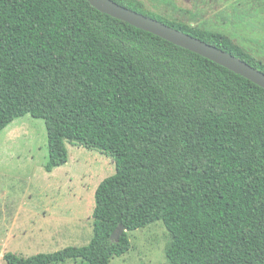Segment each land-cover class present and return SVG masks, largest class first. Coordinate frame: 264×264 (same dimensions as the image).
<instances>
[{
  "label": "trees",
  "instance_id": "16d2710c",
  "mask_svg": "<svg viewBox=\"0 0 264 264\" xmlns=\"http://www.w3.org/2000/svg\"><path fill=\"white\" fill-rule=\"evenodd\" d=\"M113 1L264 72L224 32ZM26 114L45 120L46 170L67 162L69 142L116 172L95 191L86 246L8 252L7 264H110L131 249L129 231L156 221L169 264H264L263 87L87 0H0V132Z\"/></svg>",
  "mask_w": 264,
  "mask_h": 264
},
{
  "label": "rangeland",
  "instance_id": "374dc122",
  "mask_svg": "<svg viewBox=\"0 0 264 264\" xmlns=\"http://www.w3.org/2000/svg\"><path fill=\"white\" fill-rule=\"evenodd\" d=\"M158 14L230 35L264 60V0H141ZM67 162L46 170L44 119L26 114L0 132V264L8 252L22 257L69 246L93 236L95 191L116 172L110 156L66 142ZM131 249L110 264H169L162 221L128 232ZM50 264H89L71 258Z\"/></svg>",
  "mask_w": 264,
  "mask_h": 264
},
{
  "label": "water",
  "instance_id": "95a60500",
  "mask_svg": "<svg viewBox=\"0 0 264 264\" xmlns=\"http://www.w3.org/2000/svg\"><path fill=\"white\" fill-rule=\"evenodd\" d=\"M87 1L103 13L128 22L139 29L153 33L177 46L206 57L264 88V72L229 52L197 39L153 17L122 6L113 0ZM125 231V227L119 225L112 234V238L117 240Z\"/></svg>",
  "mask_w": 264,
  "mask_h": 264
}]
</instances>
